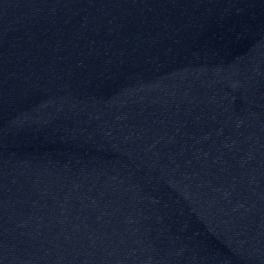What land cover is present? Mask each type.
I'll return each instance as SVG.
<instances>
[{"label":"water","instance_id":"1","mask_svg":"<svg viewBox=\"0 0 264 264\" xmlns=\"http://www.w3.org/2000/svg\"><path fill=\"white\" fill-rule=\"evenodd\" d=\"M0 264H264V0H0Z\"/></svg>","mask_w":264,"mask_h":264}]
</instances>
